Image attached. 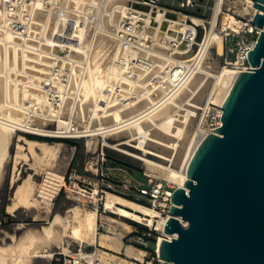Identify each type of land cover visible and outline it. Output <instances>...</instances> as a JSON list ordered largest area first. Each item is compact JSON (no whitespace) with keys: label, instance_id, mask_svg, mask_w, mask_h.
<instances>
[{"label":"bare ground","instance_id":"obj_1","mask_svg":"<svg viewBox=\"0 0 264 264\" xmlns=\"http://www.w3.org/2000/svg\"><path fill=\"white\" fill-rule=\"evenodd\" d=\"M55 3V10L37 12L35 18L37 25L34 26V30L35 33L40 34V37L36 39L37 43L27 42L34 46L33 50L30 51L25 50L13 38L14 36L7 26L3 24L0 9V166L6 154V144H8L13 128L40 135L57 136L56 130L45 129L42 126L33 128L24 122V119L35 115L38 125L45 123L46 119H51L55 121L57 128H60L74 118L79 124L85 126L88 124L90 135L99 134L104 145L137 159L152 161L154 165L162 168L163 174L169 181L181 186L186 179L187 164L199 142L206 135L198 129L191 128L193 116L196 114L195 109L198 106L190 101L194 98L192 94L198 93L202 88H199L203 78L202 73L207 72L204 69V60L210 49L214 47L217 55L223 52V39L213 29L219 5L217 4L215 7L210 18L209 30L199 43L200 48L197 52L192 45L194 39L185 38L190 36V32L194 33V27L188 22H179L178 19L181 18L171 17L168 27L163 26V23L160 24L161 30L166 27L163 32L168 30L165 37H160L164 34L163 32L160 33L161 30L158 27H151L146 32L152 36L150 38L154 44L152 51L148 54L152 55L150 58L158 64L156 67L162 69L158 74L160 75L158 80L160 84L155 86L154 77L150 78L149 76L150 71L145 74L143 81L136 83L128 81L137 99H128L129 104L122 107V105L117 104L112 89L114 83L121 76L117 71V44L112 39L111 29L123 16L127 0H55ZM91 7L93 10H90ZM78 9L85 12L83 17L76 15ZM253 9L255 8L253 7ZM95 13L97 14V29L92 35L88 30L90 25L86 23L84 26L83 22L84 17L88 19L90 15ZM229 19H232L231 16H228L225 21L227 22ZM191 21L198 24L200 20L192 15ZM177 24L181 26L178 29L175 27ZM176 34L179 35L177 37L179 44L177 47H173L169 41L174 37L170 36ZM192 35L194 37V34ZM62 37L82 38L83 49L86 50L82 52L85 57L76 55V58L79 61L85 59L84 63L87 64V70L84 73L75 71L72 75L71 87L75 91L78 90V99L67 98L61 107L54 108L45 100L43 83L48 73L49 60L47 55L50 50L55 49V44L61 42ZM91 37H94V44L88 55L87 50L90 47ZM36 46H38L39 51H35ZM177 60H183L186 63L197 60V65L187 71L184 67L175 65ZM180 72L187 73L181 82L177 77ZM236 75L237 71L233 67H221L219 72L213 76L215 80L209 99H212L214 103L217 102L221 107ZM78 86H80L79 89ZM191 95L193 97L189 98V101L188 97ZM183 101H186L187 107H183ZM181 109L185 112L181 113ZM95 118H98L99 122L94 120ZM219 123L220 120L218 125ZM112 127H118L114 134L101 133L99 130L100 128L106 130ZM121 135L135 139L137 144L133 147L152 155L155 159H148L138 152L122 148L123 145H128L127 141L129 140H118L116 143H108L106 140L107 137ZM20 140L22 142L17 144V153L25 150L27 155L33 157H45L50 156V153L52 154L53 145L45 140L26 137H22ZM17 157L15 166L19 163ZM61 181L62 175L46 171L44 180L40 184L39 195L35 196L33 193L34 181H32V175L28 174L14 186L13 199L11 204L7 206L8 209L35 208L41 203L49 207L54 191ZM103 207L106 211L124 219L129 217L130 220H139L142 215L149 219L152 216V211L144 206L114 194L106 196ZM79 210L77 208L74 210L75 223H72L73 225H70L72 213L65 217L61 214H55L47 226L28 230L14 247L16 251L19 245V249H17L19 252L16 251V253L8 256H3L0 253V264H24L22 261L24 255L33 257L39 252H47V247L51 243L62 246L68 228L70 229L69 235L79 242L84 239H95L96 211L93 209L79 212ZM71 212L73 211L71 210ZM179 221L181 225H187L186 220L180 218ZM121 224L124 229L131 230L127 222L122 221ZM163 235L172 238L176 236V233L164 232ZM105 236L108 235L101 234L99 236L101 246L103 243H108ZM161 239L162 237L158 239V244H160ZM116 240L120 243L119 248L121 249V242ZM126 252L131 255H138V251L132 247H127Z\"/></svg>","mask_w":264,"mask_h":264},{"label":"built area","instance_id":"obj_2","mask_svg":"<svg viewBox=\"0 0 264 264\" xmlns=\"http://www.w3.org/2000/svg\"><path fill=\"white\" fill-rule=\"evenodd\" d=\"M217 4L219 10L216 13L213 29L221 37L239 38L240 43L237 48L235 47L234 57L228 64L237 71V74L248 70L250 64L247 61V53L253 47L260 31V28L252 23L253 15L257 11L253 9V0H211L209 4L205 0H169V2L165 0H128L123 16L111 29L112 39L117 44V71L121 76L112 88L117 104L123 107L129 104L128 99H137L128 81L132 83L143 81L145 74L155 67L150 58L152 55L148 54L154 46L153 40L150 38L152 36L146 32L151 27H158L161 30V23L168 27L171 17L181 18L194 27L195 38L191 43L197 45V52L200 48L199 43L205 34L201 36L199 42H196V39L199 37L201 29H205L206 24L210 26L209 19ZM0 9L3 24L7 26L14 36L13 38L25 50L30 51L34 46L27 42L37 43L36 39L40 37V34L35 33L34 30V26L37 25L35 20L37 12L55 10L56 3L55 0H2ZM84 14L85 12L82 10H76V15L83 17ZM223 14L231 16L232 19L226 22ZM192 15L199 18L198 24L191 21ZM96 21V13L90 15L88 19L84 17L83 24L84 26L86 23L90 25L88 30L92 35L97 29ZM162 32L163 29L160 33ZM166 32H163L164 35L160 37H165ZM170 37L174 38L169 41V44L177 47L179 35ZM81 41V37H62L61 42L55 44V49L50 50L47 55L49 64L47 65V78L43 83V92L46 102L54 108L61 107L67 98L78 99V90L75 91L71 86L72 75L75 71L84 73L87 70L85 59L79 61L76 58V55L85 57L82 51L86 50L83 49ZM93 44L94 37H91L90 47L87 50L88 55ZM35 51H39L38 46ZM175 65L189 71L196 67L197 60L188 63L177 60ZM186 75L187 73L180 72L177 77L181 82ZM159 78L160 75L153 78L155 86L160 84ZM79 88L80 86H78ZM89 129L88 124L85 126L70 119L66 125L55 129L57 133L55 137L74 139L93 137L94 135H90ZM104 129L100 128L99 130L101 133L114 134L118 127ZM135 144H137L136 141L131 145L135 146ZM142 146H144L143 143ZM127 148L148 159L154 158L134 147L128 146ZM110 149L115 150L104 145L101 140L96 149L89 151L81 170L73 167L66 169L62 175V181L54 191V196H58L60 193L66 197L76 196L82 204L91 206L97 213L96 233L98 235L106 233V235L111 234V237H117L116 239L121 242L122 247L116 251L109 247H102L98 243L91 247L79 245L72 251L67 244V247L52 255L53 264H163L164 262L157 249L159 247L158 239L160 237L168 240L173 238H167L163 233L164 225L170 216L172 192L177 185L169 181L163 174L162 168L157 167L150 160L136 159L140 163L139 176L136 175L133 168L121 161H115L108 151ZM108 194L132 200L152 211V216L149 219L144 215L139 220L125 219L131 230L123 228L122 232L117 231L111 223L106 221L107 218L117 221L111 217H119L106 211L103 207V202ZM178 219L180 220V217ZM127 247L136 249L138 255L128 254Z\"/></svg>","mask_w":264,"mask_h":264},{"label":"water","instance_id":"obj_3","mask_svg":"<svg viewBox=\"0 0 264 264\" xmlns=\"http://www.w3.org/2000/svg\"><path fill=\"white\" fill-rule=\"evenodd\" d=\"M260 28L222 104L220 124L199 142L171 196L158 252L163 264H264V0ZM178 217L187 221L181 225Z\"/></svg>","mask_w":264,"mask_h":264},{"label":"rangeland","instance_id":"obj_4","mask_svg":"<svg viewBox=\"0 0 264 264\" xmlns=\"http://www.w3.org/2000/svg\"><path fill=\"white\" fill-rule=\"evenodd\" d=\"M128 1V0H127ZM169 2V0H165ZM208 4L211 0H205ZM230 14V13H229ZM197 17V16H195ZM223 18H228L227 15L223 14ZM179 22H184L183 19H178ZM210 23V19H209ZM177 29L180 28V25L175 26ZM209 25H205V29H201L199 37H197L196 42L201 40V36L206 34L209 30ZM166 27H163L165 29ZM189 33V32H188ZM194 33L190 32L189 37H185L186 39H194L192 37ZM223 39V52L220 55L216 54L215 48L212 47L208 56L204 60V69L207 71L203 74V78L201 79L202 87L198 93L192 94L193 96H189L188 99L192 98L190 102H194L198 108L195 109V115L193 116V121L191 123L192 129H198L200 132L206 134L210 133L214 130V128L218 125L221 107L217 102L214 103L212 99H209L210 94L212 93V88L214 84V74H217L221 67L229 66L228 62L233 59L235 54V47L237 48L239 43V38L237 37H222ZM193 49H197V45H193ZM210 55V56H209ZM153 60V59H151ZM153 60V63L156 64ZM158 64L150 71V78L155 77L159 74V71L162 69H158ZM161 68V67H160ZM209 68V69H208ZM156 69V71H155ZM158 69V70H157ZM158 71V72H157ZM155 74H153V73ZM208 73V74H207ZM208 76V77H207ZM203 82V83H202ZM203 84V86H202ZM187 100V99H186ZM184 102L183 107H187ZM181 113L185 111L181 109ZM33 116V117H32ZM30 118L24 119L29 126L35 128L42 126L45 129L54 130L57 129L55 121L51 119H46V122L42 125H38L37 117L32 115ZM73 120H75L73 118ZM99 122L98 118H95ZM33 138L38 140H45L48 143L53 145L52 154L50 156L39 157V156H29L22 150L21 153H17V144L22 141L20 138ZM108 143H116L118 140L127 141L128 145H123L122 148L131 150L127 148L128 146L133 147L132 143H135V139H131L130 136L121 135V136H112L106 138ZM135 140V141H131ZM101 141V136L99 134L94 135L93 137H83L79 139L74 138H58L55 136H46L35 134L31 131H23L20 129H14L10 133V137L8 140V144H6V154L2 159V165L0 166V253L4 256H8L10 254H14L19 252V245L15 251L18 240L20 241L21 237L30 229H40L42 226H47L48 223L53 219L55 214H61L62 216L70 215V225L75 223V218H73L74 210L77 208L79 212L82 210L84 212L88 210H93L91 206H85L78 200L76 196L66 197L63 193H60L58 196H52L51 203L49 207H46L44 203L41 205H37L34 207H19L16 210H9L8 205L11 204L13 199V189L16 184L21 182L23 178H25L28 174L32 175L33 182V193L35 196L39 195L40 184L43 182L46 171H52L57 174L63 175L66 169L77 168L81 170V166L87 156L89 151H92L99 146V142ZM132 142V143H131ZM109 147V146H107ZM111 148V147H110ZM113 149V148H112ZM116 150V149H115ZM108 150L109 153L113 156L115 161H121L127 166L134 169V173L139 176L138 167L140 163L136 160L137 158L129 156L118 150ZM133 151V150H131ZM19 154V155H18ZM18 155V157H17ZM16 157L19 160L17 166H15ZM22 179V180H21ZM174 184V182H172ZM175 185V184H174ZM129 200V199H127ZM28 208V209H27ZM74 209V210H73ZM71 210L73 212H71ZM11 212V213H10ZM117 221H112L107 218L106 221L111 223V225L117 230L121 231L123 229L122 221H125L124 218L120 217H111ZM128 219H131L127 217ZM127 222V221H125ZM128 223V222H127ZM73 225V224H72ZM70 229L68 228V232L64 236L62 246L51 243L49 247H47V252H39L36 256L29 257L23 256V263L29 264H53L54 262L51 260L52 256L55 252L60 251L62 248L67 247L69 245L70 250H75L79 245L91 247L93 245H97L99 242V236L97 233L95 234V239L88 240L84 239L83 241H78L77 239H73L69 235ZM95 233V232H94ZM111 234L105 236V239L108 243H103L102 247L111 246L115 250H119L120 243L117 242L115 238H111ZM90 241V242H89ZM106 244V246H105ZM109 244V245H108ZM115 244L116 246L114 247ZM101 245V244H100ZM109 247V248H111ZM8 249V250H7ZM10 249V250H9ZM12 250V251H11ZM49 254V255H47ZM54 259V257H53Z\"/></svg>","mask_w":264,"mask_h":264}]
</instances>
